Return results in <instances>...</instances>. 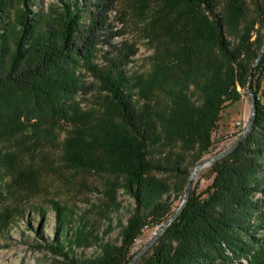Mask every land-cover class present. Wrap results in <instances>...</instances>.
<instances>
[{"label": "trees", "instance_id": "16d2710c", "mask_svg": "<svg viewBox=\"0 0 264 264\" xmlns=\"http://www.w3.org/2000/svg\"><path fill=\"white\" fill-rule=\"evenodd\" d=\"M59 2L58 16L42 26L32 0H0V140L23 131L34 118L73 126L66 159L84 171L112 176L103 191L105 210L120 208L118 190L134 207L125 221L115 222L119 242L105 238L113 226L98 235L78 225L46 246L68 264H127L143 229L173 213L190 167L213 148L223 110L241 99V89L247 92L264 43V0H157L151 23L156 55L145 78L126 71L133 51L112 41L116 34L107 19L116 0ZM99 44L110 48L104 64L94 62ZM81 63L97 81V109H79L69 101L84 89L76 74ZM262 74L264 54L252 72L256 112L247 134L211 164L206 189L190 192L135 264H232L229 253L256 254L257 237L241 241L257 229V222L251 223L257 210L264 213ZM189 153L194 158L187 164ZM90 246L97 247L93 255L76 253Z\"/></svg>", "mask_w": 264, "mask_h": 264}, {"label": "rangeland", "instance_id": "374dc122", "mask_svg": "<svg viewBox=\"0 0 264 264\" xmlns=\"http://www.w3.org/2000/svg\"><path fill=\"white\" fill-rule=\"evenodd\" d=\"M77 1L82 3L85 0ZM156 5L157 0H116L107 19L108 30L116 34L112 41L133 51L125 64L126 71L143 78L151 71L156 55V32L151 25ZM31 7L42 26L61 11L59 0H32ZM14 12L15 6L9 12L12 17ZM261 31L264 32V28L261 27ZM109 50L105 44H99L94 62L104 64V57ZM76 74L84 89L78 90L69 101L74 102L79 109H97L99 92L92 72L81 63L76 68ZM259 78L264 85V74ZM241 91V99L223 110L218 126L212 133L213 148L200 160L231 145L242 131L250 116L251 104L246 90ZM74 133L75 128L63 120L55 122L34 118L23 131L0 140V264H68L63 256L54 253L46 245L57 236L58 240H61V235L69 236L78 225H86L98 235L107 225L113 226L105 238L119 242V229L115 227V222L118 218L125 221L134 207V201L118 190L120 208L110 212L105 210L103 191L112 176L95 170L84 171L66 159L65 141ZM193 158L194 154L189 153L187 164ZM200 160L192 164L190 173ZM210 166L202 167L195 174L191 191L201 193L206 189L211 180ZM182 197L183 194L174 199L172 211L176 210ZM255 197L261 199L262 194L257 193ZM105 214L109 215L111 222ZM59 219H62L60 224ZM256 222L257 229L243 234L241 243L257 237V246L254 248L257 256L252 254L235 258L229 253L232 264H251L254 260L257 264H264L263 211L257 210V218L251 223ZM159 227L144 228L134 241L132 250L136 252L144 247ZM96 251V246L76 249V253L85 255H93Z\"/></svg>", "mask_w": 264, "mask_h": 264}, {"label": "water", "instance_id": "95a60500", "mask_svg": "<svg viewBox=\"0 0 264 264\" xmlns=\"http://www.w3.org/2000/svg\"><path fill=\"white\" fill-rule=\"evenodd\" d=\"M264 54V43L259 51L258 57H256L252 68L250 70L249 73V77H248V82H247V94L249 95V99H250V104H251V111H250V116L247 119L242 131L240 132L239 136L237 137V139H235V141H233V143L231 145H229L228 147H226L225 149H223L222 151L209 156V157H205L204 159L200 160L195 167L192 169L191 173L188 176V179L186 181V185H185V189L183 192V197L179 203V205L177 206L176 210L173 211V213L170 215V217H168V219H166L163 223L160 224L159 229L157 230V232L154 234V236L150 239V241L141 249H139L138 251H136L129 259L127 264H133L134 261L140 257L145 251H147L149 248L152 247V245L155 243V241L157 240V238L161 235V233L164 231V229L166 228V226L180 213V211L182 210V208L184 207L190 192H191V185L193 182V177L195 176V174L204 166L208 165V164H212L220 159H222L223 157L227 156L231 151H233L236 146L241 142V140L244 138V136L247 134V132L249 131L253 120H254V115L256 112V98L254 96L253 93V89L251 86V80H252V72L253 69L255 67L256 61H258Z\"/></svg>", "mask_w": 264, "mask_h": 264}, {"label": "built area", "instance_id": "2783aa9c", "mask_svg": "<svg viewBox=\"0 0 264 264\" xmlns=\"http://www.w3.org/2000/svg\"><path fill=\"white\" fill-rule=\"evenodd\" d=\"M237 123L239 124L240 122L238 121Z\"/></svg>", "mask_w": 264, "mask_h": 264}]
</instances>
